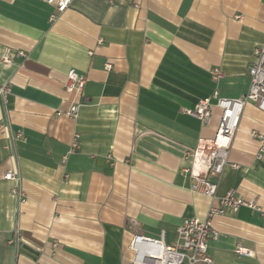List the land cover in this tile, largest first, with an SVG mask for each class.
Here are the masks:
<instances>
[{
    "label": "crops",
    "instance_id": "obj_1",
    "mask_svg": "<svg viewBox=\"0 0 264 264\" xmlns=\"http://www.w3.org/2000/svg\"><path fill=\"white\" fill-rule=\"evenodd\" d=\"M54 10L0 0V53H27L0 60V85L10 83L0 100V264H131L135 234L165 232L172 243L185 218H207L212 200L180 168L186 148L216 134L221 110L206 124L185 108L216 89L228 98L249 89L264 0H73L50 21ZM72 68L86 77L81 91L66 90ZM74 103L76 118L65 113ZM253 131L264 134V111L248 103L229 154L238 167H225L218 195L235 189L264 208ZM212 222L213 264H264L263 213L243 206ZM238 243L252 253L237 255Z\"/></svg>",
    "mask_w": 264,
    "mask_h": 264
},
{
    "label": "built area",
    "instance_id": "obj_2",
    "mask_svg": "<svg viewBox=\"0 0 264 264\" xmlns=\"http://www.w3.org/2000/svg\"><path fill=\"white\" fill-rule=\"evenodd\" d=\"M55 6L50 15V21L59 18L73 0H45ZM239 17V16H238ZM24 50H14L4 46L0 53V60L8 65L15 57L24 58ZM254 60L248 67L251 77L249 89L241 96L228 98L221 96L216 89L210 97L200 99L193 108H185V112L197 117L204 123H209L212 118L213 107L221 110V116L216 134L212 138H202L194 148H186L184 164L180 171L192 180L191 189L201 193L212 200L206 219L191 217L185 218L177 228L176 238L172 243L165 240V232L161 238H152L142 234H135L130 241L134 251L131 264H213L214 259L209 253V241L219 238V231L214 228L212 218L215 215L231 214L241 207H249L264 214V208L254 200H247L239 196L235 189H229L225 194L218 195L220 177L229 162V154L233 139L239 128L245 106L254 103L264 111V43L255 47ZM110 68V64H106ZM224 73L219 67L212 69L213 79L218 82ZM86 82L85 75L76 69L67 73L66 90L68 92L81 91ZM10 92V83L0 85V100H5ZM80 104L74 103L65 113L76 118L79 114ZM19 132L17 137H22ZM252 136L259 142L258 158L264 156V134L253 131ZM79 134H75L72 141L71 152L79 147ZM67 157H64L66 162ZM231 166L238 167L237 163ZM4 178L12 180L15 185L11 192L20 202L25 201V194L21 188V175L19 171L9 169L4 173ZM17 240V238H16ZM15 239L10 240L13 243ZM237 255H250L249 248L238 243L234 249ZM35 264H43L41 262Z\"/></svg>",
    "mask_w": 264,
    "mask_h": 264
}]
</instances>
